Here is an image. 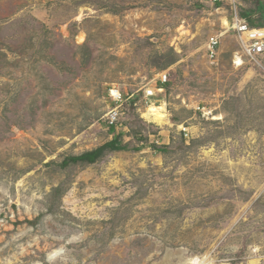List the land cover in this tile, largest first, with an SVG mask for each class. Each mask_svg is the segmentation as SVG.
<instances>
[{"label": "rangeland", "instance_id": "374dc122", "mask_svg": "<svg viewBox=\"0 0 264 264\" xmlns=\"http://www.w3.org/2000/svg\"><path fill=\"white\" fill-rule=\"evenodd\" d=\"M236 16L264 0H0V264H264V64L207 55Z\"/></svg>", "mask_w": 264, "mask_h": 264}, {"label": "built area", "instance_id": "2783aa9c", "mask_svg": "<svg viewBox=\"0 0 264 264\" xmlns=\"http://www.w3.org/2000/svg\"><path fill=\"white\" fill-rule=\"evenodd\" d=\"M225 0H195L200 4H210L211 6H219ZM228 33H234L236 42L240 50L234 55V64L243 68L247 64L252 65L254 68H263L264 64V27H254L249 25L245 20L239 19L237 16L231 21V25L225 29V33L221 36H213L209 39L207 44V55L211 60H215L219 54L221 46V38ZM238 58L239 62H237ZM240 63V64H239ZM168 80L167 74L161 75V83L165 84ZM162 88L149 87L143 92V100L148 104L152 102L158 93L163 92ZM110 99L115 104V108L108 115V125L110 128L115 127L119 121L121 104L125 101L122 93L119 90H110ZM196 112H200L201 116L206 119L212 116V112H207L205 108L197 107ZM180 131L185 138L189 139V130L185 126L180 127Z\"/></svg>", "mask_w": 264, "mask_h": 264}, {"label": "trees", "instance_id": "16d2710c", "mask_svg": "<svg viewBox=\"0 0 264 264\" xmlns=\"http://www.w3.org/2000/svg\"><path fill=\"white\" fill-rule=\"evenodd\" d=\"M254 27H258V26H254ZM111 132L115 131V128L112 127L110 128ZM111 145H104L96 150L90 151V152H86L80 156H74L71 158L66 159L63 163H62V167L66 168L69 167L70 165H91L96 163L97 161H99L101 159V157L104 155L105 151L110 147ZM60 188L56 189V192H60Z\"/></svg>", "mask_w": 264, "mask_h": 264}, {"label": "bare ground", "instance_id": "6f19581e", "mask_svg": "<svg viewBox=\"0 0 264 264\" xmlns=\"http://www.w3.org/2000/svg\"><path fill=\"white\" fill-rule=\"evenodd\" d=\"M227 25V23H226ZM82 40V38H81ZM238 60V58H237ZM239 62V60H238ZM240 64V63H239ZM165 109L164 108H158L157 106L155 105H151L147 111V113H145V118L147 119H150V118H153V121L159 125H163L166 123V118H167V115L165 113ZM199 258V257H198ZM198 258H192L190 259L189 261H187L186 263L184 264H200L199 263V259ZM182 264V263H181ZM202 264V263H201Z\"/></svg>", "mask_w": 264, "mask_h": 264}]
</instances>
